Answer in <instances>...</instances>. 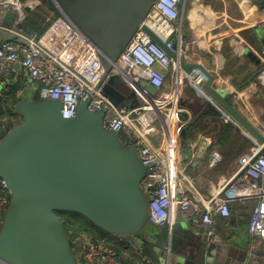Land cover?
Masks as SVG:
<instances>
[{"label":"water","instance_id":"95a60500","mask_svg":"<svg viewBox=\"0 0 264 264\" xmlns=\"http://www.w3.org/2000/svg\"><path fill=\"white\" fill-rule=\"evenodd\" d=\"M31 1L33 6H25L28 13L46 4L97 46L105 68L97 87L115 107L140 105L139 99L122 89L126 82L113 68L134 35L143 30L182 73L199 72L195 76L203 80L197 95L206 107L223 111L264 147V133L235 107L233 94L223 89V82L217 83L203 64L166 48L145 24L156 0ZM15 16L7 11L4 22L11 24ZM255 39L264 50V25L257 28ZM248 55L260 62L252 52ZM142 87L150 95L158 92L146 82ZM90 100H82L76 115L66 118L60 100L36 101L19 95L16 111L22 121L0 139V179L10 191L0 226V264H85L81 249L68 237L60 211L78 213L116 236H142L136 248L148 264H264L260 249L194 241L193 225L181 216L163 226L149 223L150 201L142 186L147 168L134 144L124 143L119 133L104 127V113L88 109ZM181 136L183 142L185 130Z\"/></svg>","mask_w":264,"mask_h":264},{"label":"built area","instance_id":"2783aa9c","mask_svg":"<svg viewBox=\"0 0 264 264\" xmlns=\"http://www.w3.org/2000/svg\"><path fill=\"white\" fill-rule=\"evenodd\" d=\"M187 2V0H186ZM181 0H156L147 15L145 24L164 42L166 48L180 54L176 44L182 43L180 21L186 14ZM33 6L31 0H0V86L8 83L16 74H23L36 82L38 101L57 99L62 103L61 113L66 118L76 115L79 103L90 98L88 109L103 112V125L107 130L120 134L126 144H134L145 164L146 177L142 186L149 197V221L158 226L173 221L176 210L182 212L193 226L211 228L215 215L229 217L231 204L241 202L251 195L258 204L252 209L248 230L264 239V147L261 145L246 162L244 174L250 178L245 185L242 176L228 180L209 198L198 189L194 180L186 174L177 153L181 130L192 115L180 105L181 70L169 54L146 32L139 30L114 65L113 73L135 91L140 105L135 108L115 107L103 96L98 84L105 72L97 46L69 19L59 16L50 22L37 36L22 27L29 14L25 6ZM16 16L11 24L4 22L7 11ZM179 46V45H178ZM177 73L174 90L165 89L169 76ZM179 72V73H178ZM184 79L191 76L183 74ZM202 76L197 77L196 89H200ZM142 82L158 89L150 95ZM0 89V98L3 97ZM174 102V106H169ZM6 126L7 117L2 120ZM161 133V141L155 144L152 130ZM16 123V122H15ZM18 124V123H17ZM16 124V125H17ZM222 159L219 151L213 153L211 165ZM262 181L257 188L253 183ZM10 202V191L0 179V220ZM95 240L88 232L74 236L73 244L82 251L85 264H124L116 246L104 240ZM124 240L137 257V264H148L147 258L129 239Z\"/></svg>","mask_w":264,"mask_h":264},{"label":"crops","instance_id":"0c3cea01","mask_svg":"<svg viewBox=\"0 0 264 264\" xmlns=\"http://www.w3.org/2000/svg\"><path fill=\"white\" fill-rule=\"evenodd\" d=\"M186 3V14L180 25L182 40L187 34L189 40L185 45L178 44L180 55L189 62L203 64L215 75L217 83L222 81L223 89L233 94L235 107L264 133V50L255 39L257 28L264 25V0H187ZM249 52L255 54L260 62L253 60ZM198 73L195 71L190 81L182 77L184 73L180 76L176 72L172 74V77L179 76L178 79L182 81L180 98L186 105H181L179 100L180 105L189 109L192 117L205 109H200L199 103L195 102V98H199L194 84L197 83L195 74ZM19 78L25 80L24 88L31 86L35 92L36 82L21 73L10 78L9 82H16ZM6 84L0 86L3 93ZM167 84L165 89H170ZM191 89L195 91L196 97ZM214 109L236 128L232 134L238 132L237 135L250 140V143L244 144L239 136L235 141L221 138L222 125L218 121L204 122L203 127L194 130L191 137L182 142L183 127L177 148L181 165L207 198L216 194L230 179L242 176L243 185L249 182L250 178L244 174L243 168L261 147L223 111ZM19 117L21 119V115ZM152 135L155 144H159L161 133L157 127L153 128ZM237 135H232V138ZM215 151L221 153L222 159L211 165ZM261 185L262 181H256L252 186L257 188ZM258 202V197L251 195L244 201L232 203L229 217L215 215V223L211 228L193 226L196 233L194 241L204 239L208 243L264 251V239L252 235L248 230L251 211ZM178 216L188 221L179 210L175 211L173 220Z\"/></svg>","mask_w":264,"mask_h":264},{"label":"trees","instance_id":"16d2710c","mask_svg":"<svg viewBox=\"0 0 264 264\" xmlns=\"http://www.w3.org/2000/svg\"><path fill=\"white\" fill-rule=\"evenodd\" d=\"M56 17V14L50 10V8L46 4L40 5L37 9L33 10L29 13L26 19L21 24L24 30L29 34H35L37 36L41 35L50 22ZM25 80L23 78H19L16 82H8L5 86L4 95L0 98V139L4 137V135L16 125L15 119H17L20 114L16 111V105L19 98L20 91L24 88ZM191 92L194 97H196V93L191 89ZM35 100L38 101V95L35 92ZM195 102H198L200 105V109L205 108L203 112L198 113L196 117H192V119L185 124V140L191 137L192 133L196 129H200L203 127V123L206 121H218L222 125V133L221 138L231 139L235 141L236 139L242 138L244 144L248 145L250 140H246L245 137L239 134H232V132L236 129L231 122L226 121L223 116L214 108L206 107L205 101L196 97ZM205 103V104H204ZM183 105V103H181ZM186 105V103H184ZM197 111V110H196ZM4 117L8 118L6 121L5 128L3 127V122L1 121ZM19 123V122H18ZM232 135H237L232 138ZM239 136V137H238ZM123 137V136H121ZM65 230L68 234V237L73 242V237L80 234L81 232H88L91 234L92 238L95 240H102V236H104L101 228L94 225L91 221H89L84 216L68 211H60L58 212ZM2 225V220H0V226ZM108 233V232H106ZM104 240L108 244H113L116 246L118 253L120 254L122 261L124 264H137V256L133 254V250L130 247H125L126 245L123 243L124 240L120 238L128 239V236H116L111 233ZM106 236V235H105ZM75 246V244H73Z\"/></svg>","mask_w":264,"mask_h":264},{"label":"rangeland","instance_id":"374dc122","mask_svg":"<svg viewBox=\"0 0 264 264\" xmlns=\"http://www.w3.org/2000/svg\"><path fill=\"white\" fill-rule=\"evenodd\" d=\"M185 35V34H184ZM187 40H189V35L187 34V36H184L183 37V40H182V45L184 44H186V41ZM168 84V86H170V90L171 91H173L174 90V85H175V83H176V77H172V76H169V79H168V82H167ZM187 86H185V88H186ZM124 91H130L133 95H134V97L138 100V97H137V95H136V93H135V91L126 83V85L122 88ZM34 89H32V87L30 86H27V87H25V88H23L22 90H21V92L19 93L20 94V96H22V97H26V98H29V99H32V100H35V97H34ZM139 101V100H138ZM169 106H174V102L173 103H171ZM18 121H22V116H21V119H20V117L19 118H17V119H15V122H16V124L18 123ZM158 124H159V122H157L156 124H155V126L156 127H158ZM149 223H151L150 221H149ZM103 234H104V236L106 235V236H108L109 234L108 233H106V232H103ZM129 238L128 239H130L133 243H134V245H137V244H140L141 242H142V240H143V237L142 236H139V235H135V236H128ZM139 258H141V256H139L138 258H137V260H139Z\"/></svg>","mask_w":264,"mask_h":264}]
</instances>
